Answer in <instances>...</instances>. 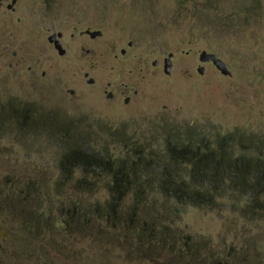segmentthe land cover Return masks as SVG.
Masks as SVG:
<instances>
[{
	"label": "rangeland",
	"instance_id": "374dc122",
	"mask_svg": "<svg viewBox=\"0 0 264 264\" xmlns=\"http://www.w3.org/2000/svg\"><path fill=\"white\" fill-rule=\"evenodd\" d=\"M204 1L0 0V264H155L123 232L66 216L74 204L101 203L106 178L93 171L91 194L73 190L82 175L62 180L64 147L159 149L160 126L170 122L264 131V0L247 28L223 34L193 17ZM217 1L223 13L244 4ZM148 202L176 248L264 264V212L246 210L244 195L226 193L212 207ZM154 258L180 261L170 251Z\"/></svg>",
	"mask_w": 264,
	"mask_h": 264
},
{
	"label": "trees",
	"instance_id": "16d2710c",
	"mask_svg": "<svg viewBox=\"0 0 264 264\" xmlns=\"http://www.w3.org/2000/svg\"><path fill=\"white\" fill-rule=\"evenodd\" d=\"M213 1L214 4L204 1V10L195 11L193 17L217 34L247 28L249 18L258 8L257 0H243L239 8L223 13L219 1ZM19 114L24 116L22 111ZM41 124L40 128L55 134L49 121L42 119ZM19 126L24 132L31 128L23 122ZM159 140V149L144 143H125L127 148L117 155L108 144L98 148L64 147L58 161L62 180H68L76 171L82 175L72 184L73 190L91 194L93 171L103 172L106 178L101 203L87 208L74 204L66 216L84 226L97 220L104 230L123 232L140 256L153 257L155 264L154 256L159 258L163 251L176 255L180 260L176 264H227L219 256L203 259L195 247L187 244L176 248L168 240L169 231L162 215L154 214L148 199L157 195L173 206L212 207L216 197L235 192L249 200L246 210L264 212V131L234 127L208 133L170 122L160 126ZM129 196L131 203L124 208L123 202ZM143 213H148V217H143ZM193 254L199 257L196 263L186 259Z\"/></svg>",
	"mask_w": 264,
	"mask_h": 264
}]
</instances>
